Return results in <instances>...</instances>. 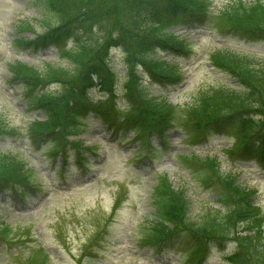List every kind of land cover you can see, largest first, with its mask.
I'll list each match as a JSON object with an SVG mask.
<instances>
[{"label": "rangeland", "instance_id": "rangeland-1", "mask_svg": "<svg viewBox=\"0 0 264 264\" xmlns=\"http://www.w3.org/2000/svg\"><path fill=\"white\" fill-rule=\"evenodd\" d=\"M125 1L94 0L99 5L97 14L108 9L109 5L113 11L105 18L94 17L93 20L100 25L99 29L90 28L88 31L85 27H88L86 22L89 21H84L85 26L81 24L74 37L78 36V41L90 40L92 46H97L94 53H100V56L107 45L106 34H115L117 37L118 29L137 35L146 34L137 25L135 13L143 12L148 20H162L152 7L151 0H140L141 6L137 0L134 4ZM202 1L209 11V16L202 24L193 29L173 24L166 30L182 39L180 47L189 51L192 49L193 54L190 51L175 57L170 50L159 46H154L149 53L175 67L178 76L176 85L153 82L143 64L129 63L124 47L119 45L116 50L110 49L109 65L114 74V80L110 84L114 83L115 97L111 100L110 95L94 89L90 95L97 105L96 113H89L78 121L74 118L67 119L66 122L74 125L77 130L74 133L76 136L69 139L81 141V152L87 166H71L77 161L78 153L70 145L68 155L70 162L72 161L70 169L73 174H67L64 178L58 171L64 153L57 148V141L63 137L54 134L37 144L34 138L27 135L28 124L35 119L46 120V114L43 110L28 105L30 93L24 91L20 82H10L12 73L7 70L6 64L25 63L42 71L48 64L65 68H72L73 65L60 55L58 49L36 52L13 45L18 40L34 39L37 34L47 30L45 25L49 18H46L41 0H0V118L7 126L5 133L0 134V154H19L33 182L40 185L37 194L29 196L28 193L24 203L15 198L17 194H0V235L5 239L0 238V264H79L88 257L89 248L94 247L98 238L95 248L102 250L100 256L92 260L86 259L82 264H195L187 245L178 244L172 250H161L159 247H148L140 240L142 236L152 237L154 229L159 228V224L154 228V221L160 220V224L163 222L158 210L159 201L167 200L158 198L156 204H151V193L158 182L167 181L169 185L186 192V196L192 201L190 222L197 223L204 212L212 209L224 211V205L230 206L233 203L223 183H218V175L206 166L208 159L219 162L216 173L237 177V185L251 192V201L257 202L264 212V165L259 158L244 162L235 156L236 153L230 154L236 141H245L251 131L253 135L259 130V122H249L246 124L249 129L245 130L228 122L216 134L196 142L187 139L181 126H177L168 133L169 144L160 148L158 155L153 151V161L147 157L148 147L139 146L135 138L136 131L128 129L129 132L125 133L122 128L121 122L130 119V115L134 113L129 109L132 102L129 103L126 96L132 76L136 79L142 77L141 85L150 96L165 99L167 106L175 105L174 114L180 121L188 113L184 107L190 106L199 89H203V93L209 96L216 95V91L218 93L216 98L205 104L203 110L206 111L203 113L211 112L214 108L208 107L212 105L216 107V118L228 117L233 111L241 110L237 97L232 96L231 99L230 94L222 89V95L219 93L220 86L239 87L236 84L238 80L219 66L214 69L209 57L217 49L226 50L225 53L230 54H248L255 59L253 64L260 67L262 61L259 57L264 58V40H238L220 29L225 25V7L235 0ZM260 1L264 3V0ZM70 2V11L76 13L87 0ZM169 10L171 14L166 19L168 24L174 23L176 13L172 7ZM100 29L102 32L99 34L97 32ZM81 43L70 38L66 47ZM130 53L133 55V49ZM224 54L216 55V59L231 61ZM60 87V84L54 85L43 92L56 91L55 95L59 98L57 90ZM134 97L135 102L139 103L138 98ZM144 97L152 107L156 105L157 99ZM260 101L261 104H257L264 110L263 95ZM106 111L110 113V122L103 118ZM65 112L68 114L67 110ZM191 113L197 124L212 116L200 117L197 115L199 112ZM263 115L264 111L258 118L264 117ZM114 117L117 119L114 120ZM63 119L65 118L62 117L61 121ZM192 130L198 131L194 128ZM154 143L158 146V139L154 138ZM263 144L264 141H259L251 152L259 153ZM181 155L192 157L184 161ZM157 176L161 178L157 179ZM120 194H124V202L112 219L113 207L117 205ZM261 216L264 220L262 213ZM110 220L114 223L109 228L110 236L107 239L104 230ZM231 251L237 252L235 241L227 244L225 249L212 247L210 257L203 264H226L224 257Z\"/></svg>", "mask_w": 264, "mask_h": 264}, {"label": "trees", "instance_id": "trees-1", "mask_svg": "<svg viewBox=\"0 0 264 264\" xmlns=\"http://www.w3.org/2000/svg\"><path fill=\"white\" fill-rule=\"evenodd\" d=\"M93 1L87 0L86 4L80 5L81 7L75 13V11H70L72 6L70 0L68 2L66 0H41L43 10L46 12V18L48 17L49 19L45 25L47 27L46 33L44 36H40L37 42L40 44L53 43L59 46L68 37L73 36L77 30H80L79 26H82L81 24L85 26L84 21H89L86 22L88 27H85L88 31H90V28L99 29L100 25L96 20H93L95 19L94 17H108L113 10L109 5L108 9L97 14L96 11L99 5ZM129 1L132 3L136 2V0H126L125 2ZM179 1L151 0L152 7H154L158 16L162 17V20H148L144 17L143 12L141 14L140 12L135 13L137 25L146 34L137 35L136 33L121 31L120 29H118L119 34H117V37L115 34H106L107 45L100 56V53H94L97 46H92L89 42L90 40L84 42L79 39L78 41V36H76L75 41L78 44L82 43L65 50L63 54L73 65L72 68L48 64L45 65L42 71L25 63L16 62L10 65L12 78L20 81L26 90L36 92L35 104H44L47 111H49L47 122L35 121L28 126L31 136L37 138L43 130L60 125L62 117L66 121L71 118L78 121V115L83 109V105L88 102L89 89L95 85L101 86L102 89L109 88L110 82L114 78L109 65L111 60L109 50L112 46L120 45L124 47L128 53L129 63L140 62L149 69L153 77L162 76L165 79H169L176 76L173 66L167 62H159L149 53L154 46H167L173 49L180 44L181 41L172 33L167 32V28L177 23L192 22L197 19L198 14H202L207 9L202 0L200 2L197 0ZM137 2L141 6L142 1L137 0ZM106 4L108 5V3ZM170 7L176 10V13L172 12L175 13L174 23L168 24L166 19L171 14ZM224 17L225 25L223 24L222 27L229 32L238 36L264 37V3L262 1L235 0L225 7ZM28 27L31 28L29 25ZM101 32L102 29L97 33L100 34ZM18 43L24 44L25 42L20 40ZM132 49L133 55L130 53ZM225 58H231V61L215 58L214 62L233 75L238 80L239 87L220 86L219 93L222 95V89V91L226 90V94H230V98L232 96L237 97L238 106L241 110L233 111L231 115H227L228 117H218V119L216 118L218 116L215 111L216 107L212 105L208 107L209 109L214 108L211 110L212 113L210 111L203 113L206 111L203 110L205 104L209 100L216 98L218 94L216 91V95L209 96L202 93L195 98L190 104L188 114L193 116L191 113L193 111L194 113L199 112L197 115H200V117L212 115L210 119L200 123V126L205 129L220 127L221 124L228 120L237 124L238 128L245 130L249 129L246 126L249 122H259V130L255 131L253 135H251V131L250 135H248L249 137H246L245 141L237 143L234 148L235 151H238L245 147L244 149L247 151L259 141L264 140V117L258 118L264 110L257 104H261V96H264V63L260 67H256L252 63L253 60L249 57L225 56ZM56 84L61 85L57 90L59 98L55 95L56 91L43 92ZM137 85L138 78L136 79L135 76H132L128 91L130 97L134 100V105V96L139 100V103L136 102L139 107V113L136 110L137 107L135 106L134 108L136 111L135 116H137L135 121L140 122L141 126H143V131L153 129L163 131L165 129V126H163L165 117H163L162 113L169 111L168 106L162 101H156V105L152 107L144 97L150 98L148 93ZM258 93L262 95L260 96ZM66 110L68 114L65 112ZM64 126L65 132L72 133L74 131V125L66 122ZM6 127L4 121L0 118V133H4L7 129ZM261 153L264 158V151L262 150ZM208 165L216 173L215 170H218L219 166L217 161H210ZM216 174L230 194L233 203L230 206L224 205V211L209 210L204 212L197 223L189 221L188 215L192 202L187 198L185 191L169 185L167 181L159 182L153 194L154 203L156 204L158 198L167 200L159 201L158 210L161 212V217L168 221L158 228L159 232L162 231L159 239L172 237L169 240V244L175 239L186 241L193 246L194 255L198 257L205 255L209 249L210 242L223 247L228 241L235 240L237 242V252L227 256V260L233 264H264V220L261 216V213L263 215L264 213L257 205V202L251 201V192L237 185V177L224 176L218 172ZM26 183H31V174L25 169V163L18 159L15 154H0V187L17 188ZM227 203L228 201H226Z\"/></svg>", "mask_w": 264, "mask_h": 264}]
</instances>
